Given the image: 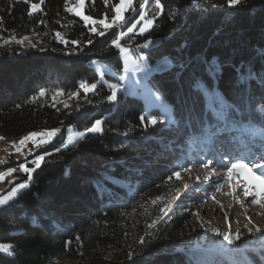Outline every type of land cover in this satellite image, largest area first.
<instances>
[{
  "label": "trees",
  "instance_id": "16d2710c",
  "mask_svg": "<svg viewBox=\"0 0 264 264\" xmlns=\"http://www.w3.org/2000/svg\"><path fill=\"white\" fill-rule=\"evenodd\" d=\"M66 2L0 0V36L33 31L50 38L25 54L3 49L0 38V133L64 131L101 118L103 131L59 151L31 181L22 179L29 185L16 200L0 206V244L13 251L0 252V264H264V237L256 246L240 235L226 239L215 226H189L193 191L158 223L183 190L172 178L194 140L231 123L264 135V0L149 1L150 32L136 31L122 45L160 39L144 52L156 67L172 65L151 76L173 116L156 125L140 95L116 96L118 81L91 65L100 60L123 71L120 35L112 43L115 29L90 32ZM100 78L95 92L82 90ZM42 91L85 99L67 108L33 101ZM128 182L135 193L121 187Z\"/></svg>",
  "mask_w": 264,
  "mask_h": 264
},
{
  "label": "rangeland",
  "instance_id": "374dc122",
  "mask_svg": "<svg viewBox=\"0 0 264 264\" xmlns=\"http://www.w3.org/2000/svg\"><path fill=\"white\" fill-rule=\"evenodd\" d=\"M149 1L67 0L66 9L82 19L92 33H106L111 28V31H114L115 23H123L126 29L118 34L120 35L119 44L123 46L122 41L129 35L137 31L138 34L144 36L153 27L154 19L147 14ZM38 9L39 4L33 5V12ZM139 11L140 15L137 16ZM0 38L3 49L16 50L19 54L45 47L50 40L49 37L33 31H14L8 35L2 34ZM56 39L62 41L61 35L58 34ZM115 42L117 43L118 40ZM146 45L138 50L139 52H132L122 47L123 71L111 72L107 67L104 69H107L108 74L118 81L114 87L116 96L132 94L135 90L141 92L140 97L144 99L149 112L150 125H156L159 119L169 122L173 116L171 107L165 102L157 87L151 83V76L156 72V66L150 61L149 55L144 52L148 50ZM126 47L130 49L128 45ZM91 63L100 71L102 65L105 66L100 60H93ZM102 82L103 79L100 78L94 83L81 84V88L89 94L95 92L96 87ZM122 82L126 84L127 90L125 91L117 90L118 84ZM84 99L85 95L80 92L65 93L62 91H42L33 97L35 102L52 103L53 106L61 108H67L74 102ZM154 110L157 112L155 113ZM229 125L226 126L227 132L233 134V141L241 142L245 147L244 155L248 151L264 154V135L258 132L255 126L241 124L238 128L236 123ZM102 131L103 118L96 120L89 127L68 126L64 131L40 129L20 136H6L0 133V206H7L16 200L19 194L27 189L22 179L28 177L31 181L35 172L59 151L72 148L87 136L99 134ZM208 135L209 133L194 140L186 148L185 154L179 161V170L174 173L172 179L181 180L183 190L178 191L177 196L179 195L180 198L172 205L170 214L174 213L183 192L193 191L198 201L195 210L190 213L189 226L191 228L203 229L208 224L215 226L218 231H225L226 239L229 235L230 237L240 235V237L250 239L257 246L264 237V177L261 171L252 170L246 165L234 166L231 174L224 177L209 170L211 163L205 164L204 160L207 157L203 146ZM20 161H22V171H18L20 169L17 167ZM135 185L128 182L123 183L121 187L127 191L133 189L131 192L135 193ZM108 193L110 194V191ZM113 198L110 200H114ZM173 199L171 203H174ZM247 249L254 248L248 247ZM0 252L5 256H12V244H0ZM219 253L221 254V251ZM61 264H79V261L65 259Z\"/></svg>",
  "mask_w": 264,
  "mask_h": 264
},
{
  "label": "bare ground",
  "instance_id": "6f19581e",
  "mask_svg": "<svg viewBox=\"0 0 264 264\" xmlns=\"http://www.w3.org/2000/svg\"><path fill=\"white\" fill-rule=\"evenodd\" d=\"M118 23V22H117ZM117 23H115V24H117ZM115 29H116V34H120V27H114ZM124 30V24L123 23H121V31H123ZM113 42H114V39H113ZM126 45H128V47H130V49H134V48H144V45H146V44H142V45H135V44H133V43H125V44H123V47L125 48V49H129V48H127L126 47ZM133 45V46H132ZM129 51H132V52H135V50H129ZM120 91H124V90H120ZM136 93H139V91H137ZM228 134H225V136H223V138L224 137H226V138H228ZM20 170H18V171H22V167H18ZM180 198V196L178 195H176L175 197H174V199H173V202L174 203H171L170 202V205H169V207H168V209L166 210V215L167 214H170V212H171V210H172V205H174L176 202H177V200ZM112 204V203H111ZM111 204H109L110 206H111Z\"/></svg>",
  "mask_w": 264,
  "mask_h": 264
},
{
  "label": "water",
  "instance_id": "95a60500",
  "mask_svg": "<svg viewBox=\"0 0 264 264\" xmlns=\"http://www.w3.org/2000/svg\"><path fill=\"white\" fill-rule=\"evenodd\" d=\"M161 40L160 39H151L149 41H147V47H148V50L156 47L158 44H160ZM171 63L170 62H163L161 64H159L157 67H156V73H161V72H164L168 69L171 68ZM170 205V203H169ZM168 205V207H169ZM168 209V208H167ZM166 211L164 212L162 218H160V220L158 221V223L162 222L166 217H168L169 215L171 214H165Z\"/></svg>",
  "mask_w": 264,
  "mask_h": 264
},
{
  "label": "built area",
  "instance_id": "2783aa9c",
  "mask_svg": "<svg viewBox=\"0 0 264 264\" xmlns=\"http://www.w3.org/2000/svg\"><path fill=\"white\" fill-rule=\"evenodd\" d=\"M114 27H120V32H121V22H118ZM111 29H110V31H111ZM135 33H133V34H135ZM118 36H119L118 34H115L114 42L117 41ZM114 42H112V43H114ZM140 49L141 48H134V49H127V50H135V52H137ZM105 73H107V70L102 71V74H105ZM118 90H124L125 91V90H127V87H126V85L124 83H122V84L119 85ZM17 167H22V161H20V163L18 164ZM23 184L28 186L29 185V180L28 179H24L23 180Z\"/></svg>",
  "mask_w": 264,
  "mask_h": 264
},
{
  "label": "crops",
  "instance_id": "0c3cea01",
  "mask_svg": "<svg viewBox=\"0 0 264 264\" xmlns=\"http://www.w3.org/2000/svg\"><path fill=\"white\" fill-rule=\"evenodd\" d=\"M104 66V65H103Z\"/></svg>",
  "mask_w": 264,
  "mask_h": 264
}]
</instances>
